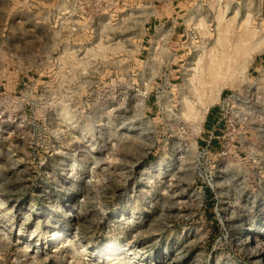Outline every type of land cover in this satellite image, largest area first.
Instances as JSON below:
<instances>
[{
  "label": "rangeland",
  "instance_id": "obj_1",
  "mask_svg": "<svg viewBox=\"0 0 264 264\" xmlns=\"http://www.w3.org/2000/svg\"><path fill=\"white\" fill-rule=\"evenodd\" d=\"M0 264H264V0H0Z\"/></svg>",
  "mask_w": 264,
  "mask_h": 264
},
{
  "label": "bare ground",
  "instance_id": "obj_2",
  "mask_svg": "<svg viewBox=\"0 0 264 264\" xmlns=\"http://www.w3.org/2000/svg\"><path fill=\"white\" fill-rule=\"evenodd\" d=\"M224 36L220 35L219 38H218V41L221 42L223 40ZM219 60V61H218ZM211 61H218V64H217V67L216 68H219L220 67V64H222V61L220 59H217L216 57H212L211 58ZM211 64V63H210ZM244 65L248 66L249 65V61L246 62ZM214 66V65H213ZM211 68H212V65H211ZM210 76H212V78L216 79L218 76H219V72L216 71V69H210V72H209ZM217 80V79H216ZM221 92H222V87L221 86H217L216 88L214 87V89H210L208 90V93L205 92L206 96L202 98V105H204V110H203V113L200 112L199 109H195V107H188V110L194 114H200L201 115V120H204L205 118V113L207 112L208 110V106L216 99H219L220 98V95H221Z\"/></svg>",
  "mask_w": 264,
  "mask_h": 264
},
{
  "label": "trees",
  "instance_id": "obj_3",
  "mask_svg": "<svg viewBox=\"0 0 264 264\" xmlns=\"http://www.w3.org/2000/svg\"><path fill=\"white\" fill-rule=\"evenodd\" d=\"M210 116H211V115H210ZM208 119H209V117H208ZM208 119H207V120H208ZM208 121H209V120H208Z\"/></svg>",
  "mask_w": 264,
  "mask_h": 264
},
{
  "label": "crops",
  "instance_id": "obj_4",
  "mask_svg": "<svg viewBox=\"0 0 264 264\" xmlns=\"http://www.w3.org/2000/svg\"><path fill=\"white\" fill-rule=\"evenodd\" d=\"M209 125V124H208Z\"/></svg>",
  "mask_w": 264,
  "mask_h": 264
}]
</instances>
